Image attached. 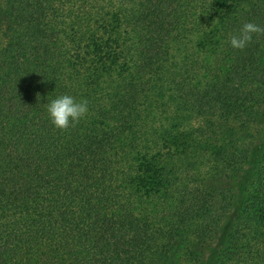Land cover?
<instances>
[{
    "label": "trees",
    "instance_id": "obj_1",
    "mask_svg": "<svg viewBox=\"0 0 264 264\" xmlns=\"http://www.w3.org/2000/svg\"><path fill=\"white\" fill-rule=\"evenodd\" d=\"M248 22L264 0H0V264H264Z\"/></svg>",
    "mask_w": 264,
    "mask_h": 264
},
{
    "label": "clouds",
    "instance_id": "obj_2",
    "mask_svg": "<svg viewBox=\"0 0 264 264\" xmlns=\"http://www.w3.org/2000/svg\"><path fill=\"white\" fill-rule=\"evenodd\" d=\"M253 33H264V28L252 22L245 23L239 29L238 34L230 37L228 43L232 48L244 49L252 40ZM46 111L52 125L64 130L83 119L89 108L86 100H78L72 95L62 94L48 100Z\"/></svg>",
    "mask_w": 264,
    "mask_h": 264
}]
</instances>
